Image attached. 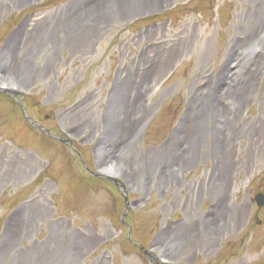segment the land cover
Segmentation results:
<instances>
[{
  "label": "rangeland",
  "instance_id": "1",
  "mask_svg": "<svg viewBox=\"0 0 264 264\" xmlns=\"http://www.w3.org/2000/svg\"><path fill=\"white\" fill-rule=\"evenodd\" d=\"M84 1L0 0V264H264V0Z\"/></svg>",
  "mask_w": 264,
  "mask_h": 264
},
{
  "label": "water",
  "instance_id": "2",
  "mask_svg": "<svg viewBox=\"0 0 264 264\" xmlns=\"http://www.w3.org/2000/svg\"><path fill=\"white\" fill-rule=\"evenodd\" d=\"M2 91H4V93H6V94L11 93V94L14 95V93H13L11 90H2ZM19 108L21 109L20 105H19ZM21 110H22V109H21ZM22 114H23L24 118H25V119H26V120H27V121L33 126V122L25 116V114H24L23 111H22ZM42 131H43L45 134H48L45 130H42ZM48 136H49L51 139H53V140H55V141H57V142L64 143V144H67V143H68L67 141L60 140V139H58V138H56V137H54V136H52V135H49V134H48ZM104 179L107 180L108 182H110L111 184H113L116 188L121 189V190L124 192L123 200H124V205H125V211H128V209H129V205H128V203H127V198H126V195H125V191H124L123 185H122L120 182H118V181H116V180H114V179H112V178H110V177H108V176H106V175L104 176ZM120 192H121V191H120ZM254 203H255L256 207H258V208L262 207L263 204H264V196H263L262 194H257V195L254 197ZM145 254H147V253L145 252Z\"/></svg>",
  "mask_w": 264,
  "mask_h": 264
},
{
  "label": "bare ground",
  "instance_id": "3",
  "mask_svg": "<svg viewBox=\"0 0 264 264\" xmlns=\"http://www.w3.org/2000/svg\"><path fill=\"white\" fill-rule=\"evenodd\" d=\"M86 1V0H85ZM84 1V2H85ZM92 1V0H91ZM141 4H150L149 3V0H142L141 1ZM97 21H98V19H96ZM3 87H5L3 84L1 85V88H3ZM113 170H114V165L112 164V165H110V167H108L105 171H106V173L107 174H110V175H113ZM7 235H8V237L11 239L12 238V236H14V233H15V229H14V225H10L8 228H7Z\"/></svg>",
  "mask_w": 264,
  "mask_h": 264
},
{
  "label": "flooded vegetation",
  "instance_id": "4",
  "mask_svg": "<svg viewBox=\"0 0 264 264\" xmlns=\"http://www.w3.org/2000/svg\"><path fill=\"white\" fill-rule=\"evenodd\" d=\"M105 174H107L106 173V171L104 172ZM148 258H149V260H151L152 262H155V260H154V258H152V256H147ZM156 263V262H155Z\"/></svg>",
  "mask_w": 264,
  "mask_h": 264
}]
</instances>
